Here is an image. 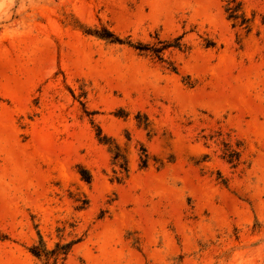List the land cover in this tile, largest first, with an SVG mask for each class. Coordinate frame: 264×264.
I'll return each mask as SVG.
<instances>
[{
  "label": "rangeland",
  "instance_id": "1",
  "mask_svg": "<svg viewBox=\"0 0 264 264\" xmlns=\"http://www.w3.org/2000/svg\"><path fill=\"white\" fill-rule=\"evenodd\" d=\"M0 264H264V0H0Z\"/></svg>",
  "mask_w": 264,
  "mask_h": 264
},
{
  "label": "trees",
  "instance_id": "2",
  "mask_svg": "<svg viewBox=\"0 0 264 264\" xmlns=\"http://www.w3.org/2000/svg\"><path fill=\"white\" fill-rule=\"evenodd\" d=\"M229 8V7H228ZM236 18V16H235ZM85 32H88V33H91L99 38H102V39H106V40H109V41H112V42H117V43H124L123 39H121L119 36H117L114 32H112L111 30L107 29V28H103L101 30H97V29H87V31ZM129 44V42H127ZM97 136H98V140L99 142L103 143V144H109L110 147L114 146V149L116 150L115 153H119L120 151V147L118 146L117 143H111L110 140H112L110 137H107L106 135H102L101 133V130L98 129V132H97ZM232 154H235L237 155L238 152L236 150L232 151ZM115 156L114 157H118L119 155L118 154H114ZM122 158V164L120 163L118 166L120 169L123 170L124 172V177L121 178V177H116L114 179H116L117 181H121L122 179H125L128 177L129 175V169L127 167V158H126V155L124 153H121V157ZM141 167H144V164L141 166ZM113 172L115 174H117V171H115V169L113 170ZM120 172V171H119ZM79 173L81 174L82 178L86 181H90V178H91V175L90 173L88 172V170L82 168V169H79ZM42 240V239H41ZM43 245V244H42ZM71 243H67L64 245V250L67 251L70 247ZM58 246V245H57ZM43 247V246H42ZM29 251L37 256V257H40L41 256V253H39V250L37 249V245H33L29 248Z\"/></svg>",
  "mask_w": 264,
  "mask_h": 264
}]
</instances>
